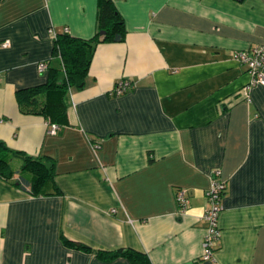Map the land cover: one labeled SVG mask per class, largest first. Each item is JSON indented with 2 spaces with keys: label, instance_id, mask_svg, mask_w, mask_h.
Instances as JSON below:
<instances>
[{
  "label": "crops",
  "instance_id": "0c3cea01",
  "mask_svg": "<svg viewBox=\"0 0 264 264\" xmlns=\"http://www.w3.org/2000/svg\"><path fill=\"white\" fill-rule=\"evenodd\" d=\"M96 1L0 0V149L12 178L30 156L57 188L32 196L0 178V264H131L96 254L120 248L139 264H264V86L232 59L264 42V0H111L123 40L94 45L50 134L31 111L42 94L20 103L16 91L51 80L54 33L95 35ZM122 79L131 87L111 94ZM213 170L225 189L202 260Z\"/></svg>",
  "mask_w": 264,
  "mask_h": 264
},
{
  "label": "trees",
  "instance_id": "16d2710c",
  "mask_svg": "<svg viewBox=\"0 0 264 264\" xmlns=\"http://www.w3.org/2000/svg\"><path fill=\"white\" fill-rule=\"evenodd\" d=\"M96 7L97 31L95 35L89 39H80L72 37L66 32L54 33L53 53L59 60L56 68L50 67L49 69L52 72L51 80L44 85L16 91L20 103L23 100H36L38 95L42 94V104L36 111H31L42 115L48 123H56L58 127L67 125L64 96L71 85L80 87L82 84L94 45L98 42L123 40V23L111 0H97ZM54 74H57L56 77ZM5 150L4 148L0 149V178L26 190L32 196L48 195L57 191L52 180V165L46 166L39 159H32L30 156H23V162L17 170V177L12 178L13 171L8 166V154ZM62 241L65 245L83 250L89 249L86 245L65 238ZM96 254L102 259L123 256L131 264H139L136 258L137 254L129 249L120 248Z\"/></svg>",
  "mask_w": 264,
  "mask_h": 264
},
{
  "label": "built area",
  "instance_id": "2783aa9c",
  "mask_svg": "<svg viewBox=\"0 0 264 264\" xmlns=\"http://www.w3.org/2000/svg\"><path fill=\"white\" fill-rule=\"evenodd\" d=\"M49 31L51 34L54 33L51 29H49ZM63 32H66L65 28L63 29ZM0 45L5 47L8 45V42L2 41ZM232 59L245 67L246 71L251 76V83H257L264 86V42L232 52ZM45 67L44 62H40L37 65L39 72H42ZM130 87L131 84L122 79L117 81L112 86L110 93L118 95ZM57 129L58 125L56 123H48V133L55 134ZM90 146L92 150L98 147L96 143L92 142L90 143ZM219 174V170H213V172H211L209 185L204 191L206 205L201 218L205 221L206 226L205 233L201 241L200 258L202 260L211 259L216 248V242L219 238L217 219L222 208L221 199L225 189V184L219 178ZM175 200L178 204L179 210L183 211L186 207L187 199L182 189L176 190Z\"/></svg>",
  "mask_w": 264,
  "mask_h": 264
},
{
  "label": "water",
  "instance_id": "95a60500",
  "mask_svg": "<svg viewBox=\"0 0 264 264\" xmlns=\"http://www.w3.org/2000/svg\"><path fill=\"white\" fill-rule=\"evenodd\" d=\"M100 33H102V32H100Z\"/></svg>",
  "mask_w": 264,
  "mask_h": 264
}]
</instances>
